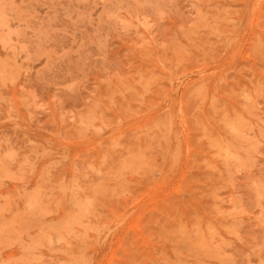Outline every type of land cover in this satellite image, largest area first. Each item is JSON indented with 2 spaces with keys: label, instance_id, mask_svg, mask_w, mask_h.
Segmentation results:
<instances>
[{
  "label": "rangeland",
  "instance_id": "1",
  "mask_svg": "<svg viewBox=\"0 0 264 264\" xmlns=\"http://www.w3.org/2000/svg\"><path fill=\"white\" fill-rule=\"evenodd\" d=\"M0 264H264V0H0Z\"/></svg>",
  "mask_w": 264,
  "mask_h": 264
}]
</instances>
